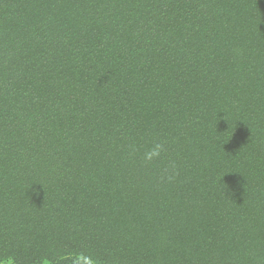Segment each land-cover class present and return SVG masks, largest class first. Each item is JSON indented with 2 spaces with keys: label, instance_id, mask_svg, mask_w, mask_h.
<instances>
[{
  "label": "trees",
  "instance_id": "obj_1",
  "mask_svg": "<svg viewBox=\"0 0 264 264\" xmlns=\"http://www.w3.org/2000/svg\"><path fill=\"white\" fill-rule=\"evenodd\" d=\"M80 253L264 264V0H0V264Z\"/></svg>",
  "mask_w": 264,
  "mask_h": 264
},
{
  "label": "clouds",
  "instance_id": "obj_2",
  "mask_svg": "<svg viewBox=\"0 0 264 264\" xmlns=\"http://www.w3.org/2000/svg\"><path fill=\"white\" fill-rule=\"evenodd\" d=\"M164 150V145L161 143L154 144L153 147L145 153L146 160H152L160 155ZM74 264H99L98 260L92 255L80 253L74 258Z\"/></svg>",
  "mask_w": 264,
  "mask_h": 264
},
{
  "label": "rangeland",
  "instance_id": "obj_3",
  "mask_svg": "<svg viewBox=\"0 0 264 264\" xmlns=\"http://www.w3.org/2000/svg\"><path fill=\"white\" fill-rule=\"evenodd\" d=\"M2 264H11V263L8 262V263H2Z\"/></svg>",
  "mask_w": 264,
  "mask_h": 264
}]
</instances>
